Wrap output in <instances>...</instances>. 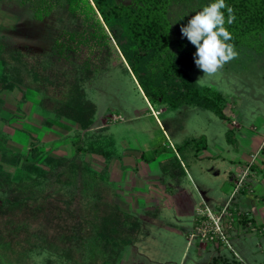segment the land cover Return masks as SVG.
<instances>
[{"label":"trees","instance_id":"trees-1","mask_svg":"<svg viewBox=\"0 0 264 264\" xmlns=\"http://www.w3.org/2000/svg\"><path fill=\"white\" fill-rule=\"evenodd\" d=\"M176 1L18 0L36 15L53 7L66 8L69 25L45 57L11 35H0V86L6 91L19 89L23 96L37 93L46 126L63 119L73 122L77 129L71 143L76 155H53L35 141L27 152L13 150L8 146L10 136L0 128L1 264H19L5 252L14 256L37 248L56 254L54 264H119L129 247L150 236L142 219L117 202L119 188L110 178V162L119 155L116 139L112 134L91 132L97 105L85 87L111 63L135 78L153 109L197 108L228 121L225 95L197 84L180 65L179 56L196 49L187 39L178 45L172 39L171 10ZM199 1L204 6L214 2ZM225 2L236 17L225 25L233 37L229 42L241 49L260 45L264 0ZM222 11L227 18L226 9ZM4 106L0 97V123L8 125ZM191 143L206 145V140L190 139L184 145ZM91 154L106 161L101 170L86 158ZM161 164H168L164 174L178 185L173 165ZM147 214L158 216L159 211ZM241 221L246 224L248 219ZM86 254L97 262L86 261ZM220 261L214 259L212 264Z\"/></svg>","mask_w":264,"mask_h":264},{"label":"rangeland","instance_id":"rangeland-1","mask_svg":"<svg viewBox=\"0 0 264 264\" xmlns=\"http://www.w3.org/2000/svg\"><path fill=\"white\" fill-rule=\"evenodd\" d=\"M203 7L199 0L174 2L171 21L172 39L176 45L187 39L182 36L181 27ZM14 16L17 31H7V34L23 46L31 47L40 57L50 54L59 33L69 25L66 8L53 7L45 14L36 15L18 0H0V23L12 26ZM235 50L238 56L201 85L214 87L225 95L228 121L221 120L211 111L190 107L175 111L159 107L154 109L162 111L157 118L149 115L151 106L144 99L135 78L115 63H111L105 73L86 85L88 97L97 105L96 119L101 127L100 132L113 133L117 145H137L139 152H144L142 162L131 169L133 181L137 184L133 185L130 197L140 205L134 213L142 219L143 228L150 232V236L129 247L119 264H212L214 259H220L219 264H224V261H228V264H264V235L254 231L232 240L233 251L225 247L215 248L197 240L193 245L188 244L196 210L203 200L212 209H217L228 197L231 191L229 181L241 164L243 142L253 139L262 143L263 140L259 134L264 133V34L260 45ZM194 53H183L179 56V62L196 82L204 74L194 63ZM9 94L4 92L2 96L11 104ZM31 112L33 121L36 113L33 109ZM5 115L9 116L7 112ZM233 121L240 126L234 127ZM11 124L4 130L13 143L18 142L22 135L27 137L22 130H32L26 120L22 125H18L17 120H12ZM74 133L71 138H74ZM201 137L205 138L206 145H184L187 140ZM29 139L27 137V141ZM11 146L26 152L24 148ZM51 152L64 154L56 149ZM86 158L96 170L105 166L100 156L91 154ZM165 161L175 169V179L179 180L176 186L172 183L173 178L164 174L163 168L168 164L164 166L161 163ZM115 166L116 160L112 168ZM7 168L14 174L18 172L15 167ZM160 176H164L165 180H161ZM110 178L117 180L114 169ZM117 184L120 189L122 186L124 190L127 189L123 183L117 181ZM120 192L122 195V189ZM123 196L126 197V192ZM156 209L158 216L146 217L143 213V210ZM235 253L238 257L234 256ZM5 254L19 264L57 262L56 254L39 248L30 249L24 254L16 252L14 256ZM85 256L86 261L97 262L95 257L89 254Z\"/></svg>","mask_w":264,"mask_h":264},{"label":"crops","instance_id":"crops-1","mask_svg":"<svg viewBox=\"0 0 264 264\" xmlns=\"http://www.w3.org/2000/svg\"><path fill=\"white\" fill-rule=\"evenodd\" d=\"M13 19L17 20L15 16ZM0 24H1L0 35L7 34V31L9 32L17 31L16 21H13L12 26H9L10 24H5L3 22ZM19 25H21V22L19 23ZM4 92L10 93L8 96H10V101H12V103L14 102V104L12 103L11 104L9 103L10 105L8 104L7 102L8 100H6L2 96ZM0 97L5 101V106L3 108V115L10 120L8 125H4L3 123H0L2 125L0 126V128L5 129V127L11 126L12 120L14 121L17 120L19 123L18 125L20 124L22 125L23 122H25L26 120L28 121L30 126H32V130L30 131L26 129L22 130L23 133H25L27 137L30 138L29 141H27V137H23L22 135L21 138H19L18 142L13 143L11 136L4 130L5 133L10 136V142L8 146L11 149L22 152L18 149L12 148L11 146V145H16L20 148H24L25 151L27 152L32 142L35 141V143H39V145L42 147L44 151H48L53 155H67V156L76 155L75 148L71 143L72 141L71 135L77 129V126L73 122L67 119L54 122L51 126L44 125L42 123V119L44 116H46V114L42 110L40 111L39 108L40 96L37 93L33 91H29L25 94V96H23L22 92L19 89H15L13 91H6L3 90L0 86ZM148 105L151 106L149 102ZM150 108L152 109V112L149 115H152L155 118H157V115L160 112H162L161 110L158 112L154 111L152 106ZM32 109L36 113V119L33 121H31ZM6 112L9 114V116L5 115ZM23 115H25V117ZM232 123L235 125L234 127L236 128L240 126L236 121H233ZM99 127L100 126H98V121L96 119L94 126L91 129V132L105 133V132H100L99 129L101 127L100 128ZM106 134L114 135L113 133H106ZM263 135L264 133L259 134V138L260 139L263 138ZM259 142L261 143V140ZM259 142L257 143L253 141V139H251V141L247 143L243 142L244 145L241 146L242 151L240 153L241 164L239 165L236 173L232 176V178L229 181L231 185V191L229 192L228 197L223 202H221L217 206V208L224 206L229 200L236 177L239 175L242 169L249 164L251 160V156L254 153H256L257 150L259 149L261 145L259 144ZM117 148L119 150V155L117 158L113 159L110 162V174L114 169L117 180L116 181L113 179L111 180L115 181L116 184L117 181H119L123 183L124 186L126 185L125 187L127 189L125 190L123 189V186L121 187L122 195L118 193L119 195L117 202L124 210L135 214L136 209H139L140 205L136 202V200L134 202L133 198L131 199L130 197L131 193L133 192V185L137 184L136 182L133 181V175L131 173V169L133 168V166L137 167L138 164L142 162V159L144 158V152L142 153L139 152L140 147H138L137 145H122V146L117 145ZM52 149L62 151L64 154L51 152ZM115 160H116V166L112 168L113 161ZM103 163L106 164V161L104 160ZM252 171H253L252 174L249 176L247 180V189L242 191L234 201V207L237 209V211L243 213L244 215L243 218H247L248 221L246 224L240 223V225L236 227L234 233L232 234V240L239 238L243 234L249 233L252 227H256L258 229L264 228V155L259 156L255 165L253 166ZM134 187L136 188V186ZM118 188L120 192L121 189L119 186ZM124 192H126L125 198L123 196ZM149 211L152 210H143V213L146 217H148L147 213ZM194 224H195V219L193 221V225ZM193 243L191 245H193ZM210 246L217 248V246L214 245H210ZM211 249L214 250V248Z\"/></svg>","mask_w":264,"mask_h":264},{"label":"clouds","instance_id":"clouds-1","mask_svg":"<svg viewBox=\"0 0 264 264\" xmlns=\"http://www.w3.org/2000/svg\"><path fill=\"white\" fill-rule=\"evenodd\" d=\"M227 11V18L222 10ZM236 17L234 9L225 0H214L188 20L181 27V34L195 47L194 63L203 72L196 83L203 85L209 78L220 72L225 64L238 56L230 31L225 27L231 25Z\"/></svg>","mask_w":264,"mask_h":264},{"label":"built area","instance_id":"built-area-1","mask_svg":"<svg viewBox=\"0 0 264 264\" xmlns=\"http://www.w3.org/2000/svg\"><path fill=\"white\" fill-rule=\"evenodd\" d=\"M117 119H121V117ZM261 155H264V135L259 149L251 156L249 164L236 177L227 203L220 208L212 209L203 201L202 205L196 210L194 228L189 233L190 245L197 240L200 243L211 244L220 248L225 247L233 251L232 234L236 227L242 223L243 218V213L237 211L234 207V201L242 191L247 189V180ZM251 231L264 235V228L252 227ZM234 256L238 257L236 253Z\"/></svg>","mask_w":264,"mask_h":264}]
</instances>
